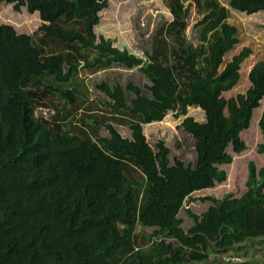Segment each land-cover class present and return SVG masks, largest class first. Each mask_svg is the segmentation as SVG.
<instances>
[{"label": "trees", "instance_id": "1", "mask_svg": "<svg viewBox=\"0 0 264 264\" xmlns=\"http://www.w3.org/2000/svg\"><path fill=\"white\" fill-rule=\"evenodd\" d=\"M195 4L198 45L188 41L187 18ZM20 13H39L36 41L0 24V264H264V169L248 166L241 198H204L212 204L200 217L187 210L193 194L227 181L221 166L242 154V133L264 99V59L249 73L245 95L226 99L240 80L248 47L222 69L239 40L228 9L217 0H175L171 22L156 29L147 61L97 36L109 0H0ZM230 7L264 13V0H231ZM138 68L147 82L96 89L108 99L100 117L66 122L88 100L80 71L113 66ZM62 102L55 118L36 117L45 101ZM181 128L194 140L195 159L171 161L164 140L153 147L144 125L169 112L187 116ZM88 123V121H90ZM96 125L107 136L99 135ZM117 126H126L125 137ZM264 155V109L259 122ZM150 230V231H149ZM253 254H260L252 261ZM241 256V261L229 257Z\"/></svg>", "mask_w": 264, "mask_h": 264}, {"label": "rangeland", "instance_id": "2", "mask_svg": "<svg viewBox=\"0 0 264 264\" xmlns=\"http://www.w3.org/2000/svg\"><path fill=\"white\" fill-rule=\"evenodd\" d=\"M173 1L175 0H109V7L101 12V22L95 28V32L97 36L112 39L114 46L120 49H128L130 53L147 61L145 52L150 51L151 38L156 29L173 20L170 12ZM217 1L227 7L228 22L237 28L236 37L239 40V44L225 55L221 69L232 61L234 56L238 55L243 48L248 47L252 50V54L240 66L239 82L232 90L223 93V97L230 99L236 98L239 94L245 95L247 93L252 84L249 79L250 70L264 59V13L247 15L232 9L229 5L231 0ZM189 4L192 6L187 18L188 26L185 32L188 41L197 46L198 34L196 29L198 28H195L194 25L202 16L199 15L195 4L192 2H187L185 5ZM12 8V5L0 3V24L10 25L17 34H27L38 41V30L43 24L39 13L30 14L25 8L17 13ZM79 76L87 89L88 100L82 103L79 111L74 114L71 120L66 122V128L71 130L82 125L81 120L84 118V113L95 119L106 112L104 103L109 99L96 89L97 83L106 80L111 84L122 83L125 87L128 86V83H133L145 91L144 84L147 82L145 75L138 68L128 69L120 65L95 72L81 70ZM45 103L47 108H38L35 115L52 120L57 116L62 102L57 96H50ZM263 109L264 99L261 101L260 108L254 112L251 127L242 133V139L246 143L247 149L239 155L235 154L232 148L228 150L234 158L233 163L220 167L227 172L226 183L217 185L215 189L193 194L194 202L186 204L180 214L185 231L193 226L192 220L187 215V210L200 217L212 206L209 202H201V199L210 197L221 200L228 195L241 198L246 193L249 163L254 162L258 169H264V155L257 152V148L262 142L259 122ZM186 117H193L196 122L200 123L205 121V115L199 108L190 107L187 116L177 118L175 112H169L162 122L144 125V134L153 147L159 140L165 141L171 150V161L180 159L185 163H191L195 159L194 140L181 128ZM90 122L91 120L88 121V123ZM95 128L99 135H108L104 127L96 125ZM117 128L125 137H131V131L126 126H117ZM251 260L255 261V257Z\"/></svg>", "mask_w": 264, "mask_h": 264}, {"label": "built area", "instance_id": "3", "mask_svg": "<svg viewBox=\"0 0 264 264\" xmlns=\"http://www.w3.org/2000/svg\"><path fill=\"white\" fill-rule=\"evenodd\" d=\"M229 260H233V261H241L242 258H241V256L239 255V256L229 257Z\"/></svg>", "mask_w": 264, "mask_h": 264}, {"label": "crops", "instance_id": "4", "mask_svg": "<svg viewBox=\"0 0 264 264\" xmlns=\"http://www.w3.org/2000/svg\"><path fill=\"white\" fill-rule=\"evenodd\" d=\"M253 255H254V257H255V260H258V259H259V255H260V254H253ZM254 257H253V258H254ZM262 257H264V255H263Z\"/></svg>", "mask_w": 264, "mask_h": 264}]
</instances>
